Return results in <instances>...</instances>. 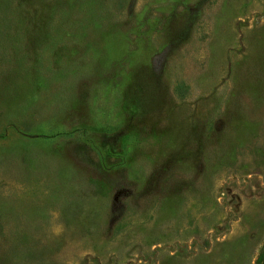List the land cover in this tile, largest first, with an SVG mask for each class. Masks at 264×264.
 Instances as JSON below:
<instances>
[{"label": "rangeland", "instance_id": "1", "mask_svg": "<svg viewBox=\"0 0 264 264\" xmlns=\"http://www.w3.org/2000/svg\"><path fill=\"white\" fill-rule=\"evenodd\" d=\"M0 264H264V0H0Z\"/></svg>", "mask_w": 264, "mask_h": 264}, {"label": "trees", "instance_id": "2", "mask_svg": "<svg viewBox=\"0 0 264 264\" xmlns=\"http://www.w3.org/2000/svg\"><path fill=\"white\" fill-rule=\"evenodd\" d=\"M257 261H260V255H259V257H258V260Z\"/></svg>", "mask_w": 264, "mask_h": 264}]
</instances>
